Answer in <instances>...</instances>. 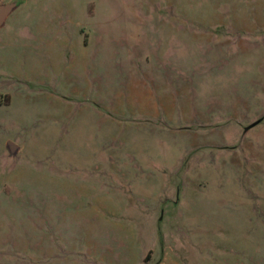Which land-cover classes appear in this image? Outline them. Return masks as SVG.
<instances>
[{"label": "rangeland", "instance_id": "rangeland-1", "mask_svg": "<svg viewBox=\"0 0 264 264\" xmlns=\"http://www.w3.org/2000/svg\"><path fill=\"white\" fill-rule=\"evenodd\" d=\"M7 3L0 264H264V0Z\"/></svg>", "mask_w": 264, "mask_h": 264}, {"label": "water", "instance_id": "water-1", "mask_svg": "<svg viewBox=\"0 0 264 264\" xmlns=\"http://www.w3.org/2000/svg\"><path fill=\"white\" fill-rule=\"evenodd\" d=\"M15 7V3L0 4V28L4 25L5 20L12 13ZM7 150L10 155H15L18 151V148L15 147L13 144L8 143Z\"/></svg>", "mask_w": 264, "mask_h": 264}]
</instances>
